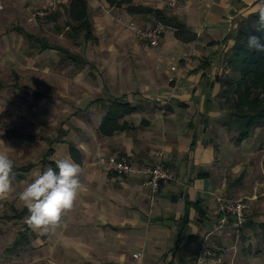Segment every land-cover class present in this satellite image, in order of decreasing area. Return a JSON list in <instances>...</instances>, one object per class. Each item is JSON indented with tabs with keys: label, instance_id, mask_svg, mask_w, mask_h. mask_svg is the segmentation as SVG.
Here are the masks:
<instances>
[{
	"label": "crops",
	"instance_id": "obj_1",
	"mask_svg": "<svg viewBox=\"0 0 264 264\" xmlns=\"http://www.w3.org/2000/svg\"><path fill=\"white\" fill-rule=\"evenodd\" d=\"M22 2L36 10L49 4ZM86 2L95 41L67 25L70 0H58L44 27L34 19L8 27L4 19L13 16L0 17V104L10 101L0 107V150L14 161V190L0 199V264H194L204 244L202 264H264V243L251 251L250 237L237 236L218 203L247 200L246 227H264V214L250 211L264 186L251 189L238 167L246 140L231 135L219 98L231 71L230 38L260 0H180L179 10L156 0ZM161 19L157 47L129 29ZM180 28L195 40H178ZM115 103L136 111L105 136L101 125ZM110 157L137 172L113 173L100 163ZM64 158L81 165L83 188L59 225L31 228L19 193ZM158 164L173 179L152 203L144 172Z\"/></svg>",
	"mask_w": 264,
	"mask_h": 264
},
{
	"label": "trees",
	"instance_id": "obj_2",
	"mask_svg": "<svg viewBox=\"0 0 264 264\" xmlns=\"http://www.w3.org/2000/svg\"><path fill=\"white\" fill-rule=\"evenodd\" d=\"M105 1L110 7H119L123 4H131L133 0ZM66 14L68 15L67 25L70 26L72 31L81 34L85 41H95L86 0H70ZM55 17V15H52L46 19L49 21ZM159 22L161 23L157 24L166 27L164 19ZM175 36L183 43L195 40V37L185 32L183 28L177 30ZM249 36H257L264 43V28H261L258 24L257 13L242 21L235 34L230 38L233 41V47L227 57L231 71L229 77L224 80L222 85L224 90L219 96L224 116L231 122L230 129L231 132L233 131L231 135L234 138L236 137L238 143L252 137L254 130L259 128L264 130V52L249 49L247 46ZM232 71H234V76H232ZM135 111L128 104L115 103L104 117L101 125L102 134L111 136L114 132L121 130L119 122L126 115ZM237 123L245 131L239 133Z\"/></svg>",
	"mask_w": 264,
	"mask_h": 264
},
{
	"label": "clouds",
	"instance_id": "obj_3",
	"mask_svg": "<svg viewBox=\"0 0 264 264\" xmlns=\"http://www.w3.org/2000/svg\"><path fill=\"white\" fill-rule=\"evenodd\" d=\"M258 24L264 28V0L256 6ZM249 49L264 52V43L257 36H249ZM56 169L49 167L38 175L24 190L19 199L30 213L29 227L47 229L60 224L64 212L73 208L74 202L83 188L80 180L82 167L71 158L55 161ZM14 161L7 150H0V199L13 192Z\"/></svg>",
	"mask_w": 264,
	"mask_h": 264
},
{
	"label": "built area",
	"instance_id": "obj_4",
	"mask_svg": "<svg viewBox=\"0 0 264 264\" xmlns=\"http://www.w3.org/2000/svg\"><path fill=\"white\" fill-rule=\"evenodd\" d=\"M160 5L168 10H179L182 6L180 0H156ZM1 1H0V10ZM58 11V3L56 0H49V4L43 9L38 11L35 14V18L44 20L49 16L54 15ZM110 13V11H108ZM129 29L139 38L141 41L147 43L151 47H157L161 41V38L165 32V27L161 24H157L155 27L142 30L135 26V24H130ZM100 163L108 166L109 170L119 176H128L133 175L137 170L132 166V164L119 161L114 157L102 158ZM146 179L143 182V186L148 190L150 195V200L152 203H155L157 196L161 190L162 184L167 183L173 179V176L170 172L162 165L158 164L153 168H150L144 172ZM220 211L226 218L233 217V222L231 226L235 229L243 227L244 224V207L243 204L238 202L227 201L223 199H218ZM208 249L206 246L202 248L197 254V259L194 264H202L206 255H208ZM141 255L137 254L134 256V259L140 260Z\"/></svg>",
	"mask_w": 264,
	"mask_h": 264
},
{
	"label": "rangeland",
	"instance_id": "obj_5",
	"mask_svg": "<svg viewBox=\"0 0 264 264\" xmlns=\"http://www.w3.org/2000/svg\"><path fill=\"white\" fill-rule=\"evenodd\" d=\"M57 2H58V0H57ZM2 3H4L3 4L4 8L2 10H0V17L2 18V16H7V17L13 16L12 19H4V21L7 23L8 27L12 26V24L15 22H16V26L25 27L26 24L30 22L29 21L30 19L36 20L37 23L40 24L42 27L45 26L43 23L47 22V20H45V19L41 20V19L35 18V14L38 11H40L41 9H38V10L32 9L31 6L26 5L24 2H22V0H7V4L5 2H3V0H2ZM60 6L61 5L58 3V11L60 9ZM58 11H57V13H58ZM57 13H55V14H57ZM156 25L157 24H155L154 26H156ZM232 72H233L232 76H234L235 75L234 71H232ZM10 81H12V80L10 79ZM4 99H1V104L7 108L6 105L9 104L10 101L7 102ZM1 104H0V107H1ZM7 110H8V108H7ZM237 126L239 128V133H242L243 131H245V129L241 128L238 123H237ZM233 127H235V125H233ZM244 143H245V145H247L245 156L240 160L237 158L239 163L242 162L243 164L238 163L237 165H238V167H240L242 165L240 169H242L243 171L245 170V172H243V176L251 177V181L249 180L250 181L249 185H250L251 189L254 187L257 188V185L264 186V130H262V128L254 130L252 137H250ZM240 153L241 152L238 151V153H237L238 157H239ZM242 170H240V171H242ZM248 172L251 173V176H250V174H247ZM238 182H241V179H239ZM260 189H262L264 191V189L262 187ZM253 202H254V205L252 206L253 209L250 208L251 214L258 215L259 212H261L260 214H262V213L264 214V195H263V197L257 196L255 201H253ZM240 203L243 204V207H244V204L248 206L249 202H247V200H245V199H242L240 201ZM246 224H247V222L246 223L244 222V226L242 228H238V229L234 228L233 230L236 233H238L237 236H240L241 240H243V239L247 240L250 237V240H251V242H250L251 243V246H250L251 249L250 250L255 253L256 248H258V244L264 243V227H262V225L261 226L258 225V228L254 229V228L246 227ZM204 246H206V245L204 244L200 250H202V248ZM238 247L243 248V244H240ZM258 250H260V249H258ZM259 252H264V248H262Z\"/></svg>",
	"mask_w": 264,
	"mask_h": 264
}]
</instances>
